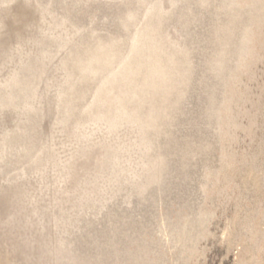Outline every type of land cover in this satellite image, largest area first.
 <instances>
[{"label": "rangeland", "instance_id": "374dc122", "mask_svg": "<svg viewBox=\"0 0 264 264\" xmlns=\"http://www.w3.org/2000/svg\"><path fill=\"white\" fill-rule=\"evenodd\" d=\"M0 264H264V0H0Z\"/></svg>", "mask_w": 264, "mask_h": 264}, {"label": "bare ground", "instance_id": "6f19581e", "mask_svg": "<svg viewBox=\"0 0 264 264\" xmlns=\"http://www.w3.org/2000/svg\"><path fill=\"white\" fill-rule=\"evenodd\" d=\"M157 9V8H156ZM158 11V10H157ZM63 44V43H62ZM21 69H22V67H21ZM95 70V69H94ZM93 71V70H92ZM11 84V83H10ZM114 102V101H113ZM114 163H116V161H114Z\"/></svg>", "mask_w": 264, "mask_h": 264}]
</instances>
